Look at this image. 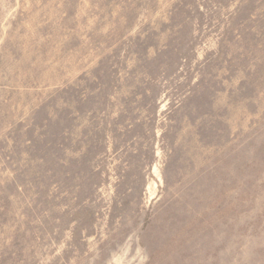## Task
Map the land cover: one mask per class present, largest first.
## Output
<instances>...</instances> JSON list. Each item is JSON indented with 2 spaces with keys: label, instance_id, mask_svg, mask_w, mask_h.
<instances>
[{
  "label": "rangeland",
  "instance_id": "1",
  "mask_svg": "<svg viewBox=\"0 0 264 264\" xmlns=\"http://www.w3.org/2000/svg\"><path fill=\"white\" fill-rule=\"evenodd\" d=\"M0 264H264V0H0Z\"/></svg>",
  "mask_w": 264,
  "mask_h": 264
}]
</instances>
